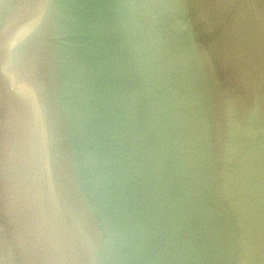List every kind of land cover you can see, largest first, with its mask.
I'll use <instances>...</instances> for the list:
<instances>
[{
    "label": "water",
    "instance_id": "obj_1",
    "mask_svg": "<svg viewBox=\"0 0 264 264\" xmlns=\"http://www.w3.org/2000/svg\"><path fill=\"white\" fill-rule=\"evenodd\" d=\"M0 264H264V0H0Z\"/></svg>",
    "mask_w": 264,
    "mask_h": 264
}]
</instances>
